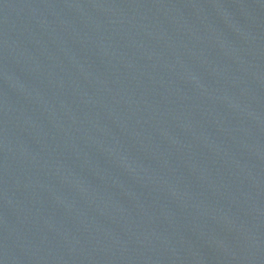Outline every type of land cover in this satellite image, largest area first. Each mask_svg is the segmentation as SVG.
I'll use <instances>...</instances> for the list:
<instances>
[{
  "label": "water",
  "instance_id": "obj_1",
  "mask_svg": "<svg viewBox=\"0 0 264 264\" xmlns=\"http://www.w3.org/2000/svg\"><path fill=\"white\" fill-rule=\"evenodd\" d=\"M0 264H264V0H0Z\"/></svg>",
  "mask_w": 264,
  "mask_h": 264
}]
</instances>
